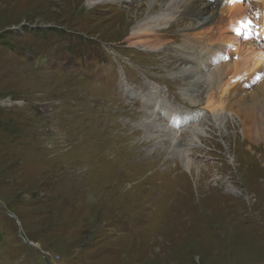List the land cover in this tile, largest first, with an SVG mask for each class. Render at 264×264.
Returning <instances> with one entry per match:
<instances>
[{
  "label": "rangeland",
  "instance_id": "rangeland-1",
  "mask_svg": "<svg viewBox=\"0 0 264 264\" xmlns=\"http://www.w3.org/2000/svg\"><path fill=\"white\" fill-rule=\"evenodd\" d=\"M89 1L0 0V264H264V141L228 112L221 136L216 87L180 72L200 56L193 12ZM159 13L161 46H128ZM255 68L238 85L259 83ZM158 104L197 137L192 123L149 132Z\"/></svg>",
  "mask_w": 264,
  "mask_h": 264
},
{
  "label": "bare ground",
  "instance_id": "bare-ground-1",
  "mask_svg": "<svg viewBox=\"0 0 264 264\" xmlns=\"http://www.w3.org/2000/svg\"><path fill=\"white\" fill-rule=\"evenodd\" d=\"M105 1L107 0H90L88 5ZM260 2L263 4L264 0H252V2L251 0H239L235 4L226 3L225 0H150L148 8L152 9V5L155 3L163 4L164 12L171 13V15L177 14V17L193 12V26L184 33V36L190 42L187 45L189 48L197 51L196 48L200 47V56L195 55L193 64L180 72L183 75L192 77L195 81H200V78H204L211 87H216L215 90L209 91L207 94L205 108L210 110L220 135L225 129L223 123L226 121V117L224 113L228 112L231 114L229 115L231 118L237 116L241 118L243 116L241 118L242 124L246 125L245 127L251 126L255 131L259 132L261 139L264 141V78L259 83L256 82L258 85L255 86V83V87L238 85L243 84L239 80L241 75L255 71V67H262L264 64V45L260 40L264 30L262 21L264 14L254 10L247 11L249 3L256 4ZM193 3L196 5H193ZM197 4H199V7H197ZM208 5L212 8L211 10H214L213 12H209ZM185 17L191 20V16H184L183 18ZM154 20H157V22L152 25H149L146 21H138L133 26L132 32L127 39L128 46L140 47L142 50L145 49V51L158 49L163 38L156 34L157 27L172 21L169 17H165L164 13H159ZM166 28L164 25L162 29ZM251 36H253V39H251ZM189 48L186 47V49ZM190 54L191 52H188L187 58H189ZM224 63L229 64L227 68L229 76L226 78L223 77L225 71L222 70V65L225 66ZM261 76H264V69L260 74ZM235 83L240 89L239 91L237 90L239 97L234 99L232 103L233 109L230 105L228 107L225 106V101H222L221 97L226 93L227 86H233ZM245 89H248L250 93L242 95ZM227 102L231 104V102ZM236 106L237 108H235ZM170 107L158 104V113L155 114L154 109L148 111L149 115H155V117L144 123L147 130L149 132H162V130L166 129L169 131L168 137L173 139L178 133L179 123H181L180 125L192 123V127L185 130H189L194 137H197L196 130L200 122L194 123L190 117L181 113H174ZM257 110L261 114L255 116ZM186 119L190 121L184 122ZM242 131L240 132L243 133ZM177 151V157L178 155L181 157V163L192 174L191 167L193 166L196 169L197 164L195 165L191 160L192 158L190 159L187 156L186 150L184 153L180 149H177ZM195 173L197 174V171ZM231 189H233V186Z\"/></svg>",
  "mask_w": 264,
  "mask_h": 264
},
{
  "label": "snow or ice",
  "instance_id": "snow-or-ice-1",
  "mask_svg": "<svg viewBox=\"0 0 264 264\" xmlns=\"http://www.w3.org/2000/svg\"><path fill=\"white\" fill-rule=\"evenodd\" d=\"M225 2L229 4H235V3H238L239 0H225Z\"/></svg>",
  "mask_w": 264,
  "mask_h": 264
}]
</instances>
